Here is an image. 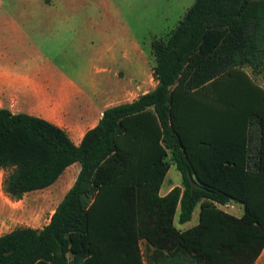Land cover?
I'll list each match as a JSON object with an SVG mask.
<instances>
[{
	"label": "trees",
	"instance_id": "trees-1",
	"mask_svg": "<svg viewBox=\"0 0 264 264\" xmlns=\"http://www.w3.org/2000/svg\"><path fill=\"white\" fill-rule=\"evenodd\" d=\"M151 51L155 87L106 108L79 145L44 118L0 108V167L11 198L80 163L47 224L0 236V264H253L264 248V220L249 207L236 218L217 206L246 199L234 185L235 160L203 156L193 145L205 126L240 109L263 117L250 104L264 103L251 76H264V0H194ZM263 145L261 130L260 170ZM170 165L181 186L160 195ZM198 204L196 225H173L178 206L184 223Z\"/></svg>",
	"mask_w": 264,
	"mask_h": 264
},
{
	"label": "crops",
	"instance_id": "crops-1",
	"mask_svg": "<svg viewBox=\"0 0 264 264\" xmlns=\"http://www.w3.org/2000/svg\"><path fill=\"white\" fill-rule=\"evenodd\" d=\"M48 9H56L60 13L75 10V8H46V11ZM123 51L125 69L115 63H112L115 64L114 67L107 66L99 57L88 56L86 60L94 62L93 70L89 68V71L73 73L65 71L55 62L59 60L55 56L59 53L50 55L44 51V64L36 67H33L32 62L26 58L23 62L17 63V57L8 59L0 53V108H8L12 113H27L44 118L65 129L73 143L79 145L85 132L97 125L106 108L131 102L156 85L152 76L153 66L147 70V73H144L143 64L141 66L144 51L140 44L132 42L127 48L125 45ZM115 59L116 57L113 56L111 61ZM128 63L131 64L130 69ZM245 70L251 75L249 68ZM97 76H100V79H97ZM251 76L255 80L260 75ZM102 77L111 79L108 86L105 85ZM113 80L116 88L112 86ZM258 84L263 87L261 83ZM250 107L257 109L263 117L257 113L252 115L249 113L248 116L243 109H240L231 119L220 120L213 124L214 127L205 126L206 133L202 136L201 143L193 146L195 151L199 149L203 156H231L238 167L239 178L234 185L242 187L246 199H231L225 204H218V208L236 218H241L249 207L251 212L264 220V169L259 168L262 152L261 130L264 132V127H261V121L264 126V103H253ZM79 171L80 163L73 162L51 185L27 192L17 200L4 191L3 180L7 171L0 167V236L18 227L41 229L49 222L50 216L74 183ZM166 175L159 189L160 195L167 194L175 186H181V176L179 183H174L171 180L165 182ZM179 212L178 206L173 225L184 231L198 223L200 205H196L190 220L184 223L178 220ZM140 245L144 251L146 241L142 239ZM152 248L149 249V254ZM143 264H162V262L144 260ZM253 264H264V248Z\"/></svg>",
	"mask_w": 264,
	"mask_h": 264
},
{
	"label": "rangeland",
	"instance_id": "rangeland-1",
	"mask_svg": "<svg viewBox=\"0 0 264 264\" xmlns=\"http://www.w3.org/2000/svg\"><path fill=\"white\" fill-rule=\"evenodd\" d=\"M193 1L0 0V53L8 59L17 57V63L26 58L33 67L44 64V51L50 55L59 53L55 62L70 73L93 70L94 62L87 61L88 56L99 57L107 66L116 64L125 69L123 48L138 42L144 51L141 66L147 73L155 64L152 41L166 37ZM46 8L75 10L60 13ZM113 56L116 59L111 61ZM128 67L131 68L130 63ZM255 80L264 88L262 75ZM110 81L103 78L106 86ZM112 86L116 88L114 80ZM180 176L172 165L165 182L179 183Z\"/></svg>",
	"mask_w": 264,
	"mask_h": 264
}]
</instances>
